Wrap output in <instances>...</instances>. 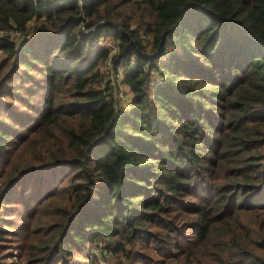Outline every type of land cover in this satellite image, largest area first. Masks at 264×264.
I'll return each instance as SVG.
<instances>
[{
	"label": "trees",
	"instance_id": "obj_1",
	"mask_svg": "<svg viewBox=\"0 0 264 264\" xmlns=\"http://www.w3.org/2000/svg\"><path fill=\"white\" fill-rule=\"evenodd\" d=\"M10 248L23 264H264V0H0Z\"/></svg>",
	"mask_w": 264,
	"mask_h": 264
},
{
	"label": "built area",
	"instance_id": "obj_2",
	"mask_svg": "<svg viewBox=\"0 0 264 264\" xmlns=\"http://www.w3.org/2000/svg\"><path fill=\"white\" fill-rule=\"evenodd\" d=\"M108 39H105L103 43L107 44L108 48L111 50V56L106 60L104 70L106 75L108 76L109 79H111L112 84L117 83L118 85L123 86L122 80H123V75H124V70L126 69L127 63L124 62L120 65L117 74L112 73V55L116 53V46ZM99 44H101L99 42ZM104 45V44H101ZM106 46V45H104ZM125 89V88H124ZM122 95V94H121ZM7 255L5 256L4 259H0V264H23L21 260L18 258V250L17 249H12L9 254L6 253Z\"/></svg>",
	"mask_w": 264,
	"mask_h": 264
},
{
	"label": "rangeland",
	"instance_id": "obj_3",
	"mask_svg": "<svg viewBox=\"0 0 264 264\" xmlns=\"http://www.w3.org/2000/svg\"><path fill=\"white\" fill-rule=\"evenodd\" d=\"M105 39L106 38H103V39H101L100 40V43L101 44H104V45H106V46H108L107 44H105V43H103L104 41H105ZM107 41H109V39L107 40ZM103 45V46H104ZM124 76V75H123ZM122 94V95H121ZM131 92L129 91V89L128 88H126V89H124V86H121V88L119 89V94H118V98H119V100H120V102H121V104H123V105H127L129 102H130V99H131ZM89 254H90V256H96V257H98L99 259H101V255H102V253L100 252V247H96L95 245L92 247H90L89 246ZM12 249H14V248H10V249H7L6 250V253H8L9 254V252L12 250ZM95 260V259H94ZM108 262L110 263V264H117V261L115 260V259H113L112 257H109V260H108ZM102 264H105L104 262H101Z\"/></svg>",
	"mask_w": 264,
	"mask_h": 264
},
{
	"label": "crops",
	"instance_id": "obj_4",
	"mask_svg": "<svg viewBox=\"0 0 264 264\" xmlns=\"http://www.w3.org/2000/svg\"><path fill=\"white\" fill-rule=\"evenodd\" d=\"M1 259V258H0ZM2 259H4V258H2Z\"/></svg>",
	"mask_w": 264,
	"mask_h": 264
},
{
	"label": "bare ground",
	"instance_id": "obj_5",
	"mask_svg": "<svg viewBox=\"0 0 264 264\" xmlns=\"http://www.w3.org/2000/svg\"><path fill=\"white\" fill-rule=\"evenodd\" d=\"M28 127V126H27Z\"/></svg>",
	"mask_w": 264,
	"mask_h": 264
}]
</instances>
